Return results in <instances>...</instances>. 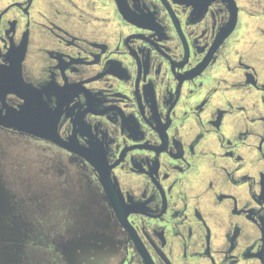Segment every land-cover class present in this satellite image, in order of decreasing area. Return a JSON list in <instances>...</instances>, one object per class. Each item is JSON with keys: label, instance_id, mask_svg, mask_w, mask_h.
Instances as JSON below:
<instances>
[{"label": "flooded vegetation", "instance_id": "obj_1", "mask_svg": "<svg viewBox=\"0 0 264 264\" xmlns=\"http://www.w3.org/2000/svg\"><path fill=\"white\" fill-rule=\"evenodd\" d=\"M6 117L50 136L0 124L49 199L0 217L14 263L264 264V0H0Z\"/></svg>", "mask_w": 264, "mask_h": 264}, {"label": "rangeland", "instance_id": "obj_2", "mask_svg": "<svg viewBox=\"0 0 264 264\" xmlns=\"http://www.w3.org/2000/svg\"><path fill=\"white\" fill-rule=\"evenodd\" d=\"M36 152L38 151H35L32 148L18 145L15 139L5 135L4 133H0V217H4V215L6 214V216L14 219L19 206L22 207V210L25 211V213L27 212V214L29 212V208L36 206V208L32 209L30 213L44 219L45 215L43 213L45 212L49 201V199L47 198V189H45V186H41L40 190L37 192L32 191L31 194L37 195L36 198L34 197L35 195L30 194L22 196L15 194V192L23 190L19 189V186L22 187L28 183V180L25 179V176L33 177V179L36 178V180L42 182V175L45 173L40 170L41 166L39 165V161L37 160V158L40 157ZM43 185H45V182H43ZM62 191L63 190H61L60 192ZM77 197V194L75 196L74 193L69 198V201L64 200L65 203H68L67 212L70 217L73 216L74 218H78L88 215L92 216L95 215V213L98 214V216H101L103 212L101 211L97 203H95L94 201H88L87 198H84V196H82L81 200H79L80 198ZM33 202L37 203H35L34 205ZM36 211L38 212V214ZM1 233L2 232L0 230V234ZM6 233L13 234L9 231H7ZM2 242L3 241H0V264H5L9 259V257L6 255L7 250L11 249L10 253L14 254L16 248L8 244V242H6L5 246L1 245ZM33 250L34 253L36 252L42 255L45 254L44 251L40 248ZM28 251H30V247H28ZM31 255L33 259H36V255H34L33 253ZM102 256L103 253H101L100 251L94 253V257L97 261L101 260L100 258ZM38 259H40V257H38ZM9 264L16 263L11 262ZM30 264H45V261L33 260L32 262H30Z\"/></svg>", "mask_w": 264, "mask_h": 264}, {"label": "water", "instance_id": "obj_3", "mask_svg": "<svg viewBox=\"0 0 264 264\" xmlns=\"http://www.w3.org/2000/svg\"><path fill=\"white\" fill-rule=\"evenodd\" d=\"M28 119H25L23 118L22 121L24 122H20L19 119H17L16 117H6V118H0V124L3 125V126H6V127H12L14 129H17L19 131H22V132H25V133H28V134H31V135H36V136H39L41 138H47L49 139L50 136L49 135H46L45 133H38L36 131H34L32 128H31V124L28 123L27 121ZM54 139V138H52ZM11 252V249L10 250H7L6 254L10 253ZM9 261V259H8ZM5 263V264H9L13 261H9V263Z\"/></svg>", "mask_w": 264, "mask_h": 264}, {"label": "crops", "instance_id": "obj_4", "mask_svg": "<svg viewBox=\"0 0 264 264\" xmlns=\"http://www.w3.org/2000/svg\"><path fill=\"white\" fill-rule=\"evenodd\" d=\"M8 257H9V261H14L15 262V251H14V254L13 253H8L6 254Z\"/></svg>", "mask_w": 264, "mask_h": 264}]
</instances>
